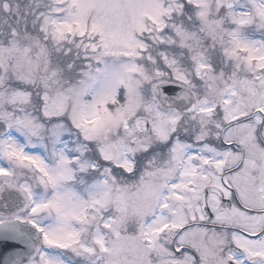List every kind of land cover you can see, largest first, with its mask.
Segmentation results:
<instances>
[{
    "label": "snow or ice",
    "instance_id": "snow-or-ice-1",
    "mask_svg": "<svg viewBox=\"0 0 264 264\" xmlns=\"http://www.w3.org/2000/svg\"><path fill=\"white\" fill-rule=\"evenodd\" d=\"M0 260L264 264V0H0Z\"/></svg>",
    "mask_w": 264,
    "mask_h": 264
},
{
    "label": "water",
    "instance_id": "water-1",
    "mask_svg": "<svg viewBox=\"0 0 264 264\" xmlns=\"http://www.w3.org/2000/svg\"><path fill=\"white\" fill-rule=\"evenodd\" d=\"M12 251H14V249L9 248L7 252L4 253L5 256L9 255ZM0 264H3V261L0 260Z\"/></svg>",
    "mask_w": 264,
    "mask_h": 264
}]
</instances>
